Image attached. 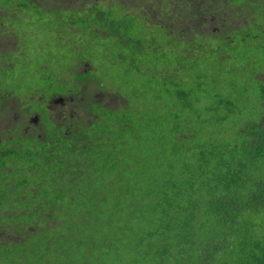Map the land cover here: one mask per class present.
I'll use <instances>...</instances> for the list:
<instances>
[{"label":"trees","instance_id":"obj_1","mask_svg":"<svg viewBox=\"0 0 264 264\" xmlns=\"http://www.w3.org/2000/svg\"><path fill=\"white\" fill-rule=\"evenodd\" d=\"M0 10V264H264V0ZM27 10L56 18L45 71Z\"/></svg>","mask_w":264,"mask_h":264},{"label":"rangeland","instance_id":"obj_2","mask_svg":"<svg viewBox=\"0 0 264 264\" xmlns=\"http://www.w3.org/2000/svg\"><path fill=\"white\" fill-rule=\"evenodd\" d=\"M40 1L45 2L46 0H40ZM40 11H41V13H35L34 12L33 17L31 18V20H29L28 19L29 12L27 10V12H28L27 17L24 16L23 18L18 20V23H22L20 25L21 30L20 31H12V33L26 47L24 49V52H23V59L24 60L22 61V65L23 66L27 65L29 67H32V65H33V66L40 68V69L45 71L46 67L44 68L42 65L48 63L53 52L59 51L60 45H59V39L54 34V31L57 28L52 26L55 24V21H56L55 16L51 12H44V10H40ZM2 12L3 11L0 10V13H2ZM23 14H25V13L23 12ZM212 18L214 19V17H212ZM219 18H220V26H219L220 28L224 27L225 25H228V23L230 22L229 21L230 17L228 15L220 14ZM209 19H211V18L208 16V19L205 22H207ZM211 26H212L211 23H207V25H205V27L207 29L210 28ZM60 33H63V32H60ZM70 35H72L71 30L67 31V34L65 36L67 38V37H70ZM28 48H29V50L27 53L26 51ZM32 49H34L35 51L32 52ZM36 52L41 55L37 59H35V57H36L35 53ZM92 58H93V61L95 62L96 58H94V55L92 56ZM25 75L27 76V78L31 75L30 69L26 70ZM69 78L71 79L70 75H69ZM119 86H120V82L116 81L114 83V88H118ZM16 88H17V86H16ZM19 102H20V100H19ZM129 102H130L129 106L132 107L133 104L138 103L139 101L135 98L133 102H131V100ZM111 105L114 106V102H112ZM6 106L8 108L16 107L17 106L16 99L10 98V100H8L6 103ZM128 114H129L128 108L122 109V110L118 109L117 112L115 113V116L108 118L106 121L112 122V121H114L115 118H117V119L129 118L130 116L125 117ZM35 116L36 115H29V116L25 117V119L27 118V119L31 120V117H35ZM11 120L12 121L14 120V114L13 113L11 114ZM7 122L8 123L10 122L9 118H7L6 120L0 119V131L3 127L6 126ZM31 122L34 123V121H31ZM101 123L102 122L98 121L99 125H101ZM34 130L35 129H34L33 125H27V124L25 125V131L27 134L34 132ZM14 176L16 177V180H17L18 179L17 175L14 174ZM16 180H14V181H16ZM3 204L7 205V200H6V202L3 201ZM14 207L16 208V207H18V205L14 203ZM5 213L7 214L8 212L5 211ZM2 220H3V216L0 215V225L4 224V223H2ZM12 223L14 224L15 222L13 221ZM12 223L11 222L8 223L7 226H11ZM8 233H9V231H7V232L4 230L0 231V238L11 237L8 235Z\"/></svg>","mask_w":264,"mask_h":264},{"label":"flooded vegetation","instance_id":"obj_3","mask_svg":"<svg viewBox=\"0 0 264 264\" xmlns=\"http://www.w3.org/2000/svg\"><path fill=\"white\" fill-rule=\"evenodd\" d=\"M38 116H39V115L37 114V116H35V117H31V121H36V119H37Z\"/></svg>","mask_w":264,"mask_h":264}]
</instances>
